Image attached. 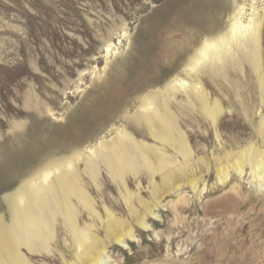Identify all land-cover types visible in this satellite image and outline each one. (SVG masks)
I'll use <instances>...</instances> for the list:
<instances>
[{
    "label": "rangeland",
    "instance_id": "rangeland-1",
    "mask_svg": "<svg viewBox=\"0 0 264 264\" xmlns=\"http://www.w3.org/2000/svg\"><path fill=\"white\" fill-rule=\"evenodd\" d=\"M235 4L245 5V16L251 5L263 16L264 0H0V226L9 228L11 197L25 182L67 161L96 212L88 217L79 207L81 227L106 240L109 209L132 224L120 180L101 158L93 159L92 174L87 163L89 149L111 144L122 131L170 158L174 181L184 183L191 172L199 183L196 192L163 184L162 173L152 174L130 144L135 160L124 181L134 205L138 198L153 203V186L167 194L156 217L147 218L149 229L133 227L128 250L109 246L111 264H264V189L250 183L248 166L243 178L231 172L225 185L215 175L219 160L230 165L229 156L242 151L264 152V21L258 70L237 48L194 78L182 73L208 26L226 31ZM179 73L188 84L199 82L222 111L213 126L192 97L191 105L183 91L171 96L174 137H185L188 166L152 137L140 112L145 96L157 92L162 112L163 87ZM148 159L159 165L156 155ZM60 223L57 216L48 252L23 251L27 264H81Z\"/></svg>",
    "mask_w": 264,
    "mask_h": 264
},
{
    "label": "bare ground",
    "instance_id": "bare-ground-1",
    "mask_svg": "<svg viewBox=\"0 0 264 264\" xmlns=\"http://www.w3.org/2000/svg\"><path fill=\"white\" fill-rule=\"evenodd\" d=\"M251 1L255 2V0ZM250 9L251 13L245 16V5L235 4L234 11L229 18L228 28L223 33L219 32L218 27L208 26L202 41L197 44L192 55L183 64L182 73L186 77L194 78L206 64L221 61L224 54L232 53L237 48H241L244 53H249L253 67L258 70L260 67L259 42L264 12L261 16L253 5ZM180 76V73L173 76L163 87L162 94L165 100L162 103V112L157 100L158 94L161 92L145 96L140 106V112L141 117L149 126L152 137L174 148L176 153L183 159L184 165L188 166L187 162L191 157V152L186 144L185 137L181 133L177 135V138L174 137L176 128L173 119L170 117H173V115L169 110L171 96L183 91L189 98L191 105L190 98L192 97L194 103L196 102L199 105L201 113L208 118L213 126L217 124L222 111L218 102L210 103L207 92L199 82L188 84ZM260 90L263 94L261 102L264 104V76L260 80ZM243 105L246 106L244 102ZM250 107L253 108V106ZM233 116L235 115L233 114ZM260 134H262V143L264 144V126L260 129ZM130 144H133V149L138 152V156L152 174L162 173L163 184L172 183V187L176 190L187 186L193 192L197 191L199 178L193 173L186 174L185 171L187 170H183L185 172L184 183H181L182 181L180 182L178 179L174 181V172L172 169H168L173 165L170 158L166 157L161 150H154L149 146L134 142L129 134L119 131L117 139L112 141L111 144L106 145L100 142L97 144L98 151L89 149L90 156L87 158V163L89 172L92 174V172L94 173L93 159L101 158L113 178L120 180L121 185L125 188L123 202L128 214L133 218L132 224H127L115 218L109 209L104 211L107 214L106 229L110 233L106 240L98 238L93 233L92 226L83 225L81 227L78 208L85 209L88 217L94 216L96 212L93 208V202L86 192L87 188L82 185L73 170H71L72 161H67L55 166V168L38 173L12 195L10 200V226L9 228L0 226V264H27L22 255L23 251L27 253L48 252L49 243L52 241L57 229V216L61 219L59 231L69 233L76 248L78 261L81 264H111L108 260L107 249L112 244L128 250L126 242L134 238L133 227L149 229L147 218L156 217L154 211L158 207L159 200H163L167 194V191L160 194L156 186H153L151 196L154 202H145L138 198L139 207H136V204L134 205L133 195L128 192L124 181L126 172L132 170L135 160L130 154ZM149 153L156 155L159 164L157 167L150 163ZM229 157L231 158L230 165L228 160L225 159L226 162L219 160L216 165L215 175L218 184L225 185L230 179L231 172L237 178H243L246 174L245 169L248 166L249 177H251L250 183L257 184L260 190L264 189V152L249 149L247 152L242 151L237 156ZM79 158L77 156L76 160H79ZM175 168L178 171L180 170L176 166ZM203 191L204 188L200 190L199 194ZM113 228L118 229V231L111 234L110 230Z\"/></svg>",
    "mask_w": 264,
    "mask_h": 264
}]
</instances>
